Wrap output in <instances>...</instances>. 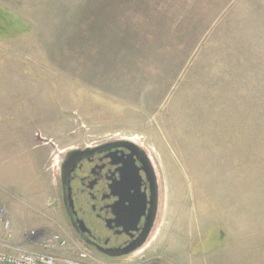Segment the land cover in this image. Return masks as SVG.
<instances>
[{"label":"rangeland","instance_id":"1","mask_svg":"<svg viewBox=\"0 0 264 264\" xmlns=\"http://www.w3.org/2000/svg\"><path fill=\"white\" fill-rule=\"evenodd\" d=\"M111 139L159 177L119 259L59 207L60 154ZM0 204L13 245L56 264H264V0H0Z\"/></svg>","mask_w":264,"mask_h":264},{"label":"flooded vegetation","instance_id":"2","mask_svg":"<svg viewBox=\"0 0 264 264\" xmlns=\"http://www.w3.org/2000/svg\"><path fill=\"white\" fill-rule=\"evenodd\" d=\"M144 149L111 139L60 154V211L74 237L95 256H129L153 231L159 177Z\"/></svg>","mask_w":264,"mask_h":264},{"label":"built area","instance_id":"3","mask_svg":"<svg viewBox=\"0 0 264 264\" xmlns=\"http://www.w3.org/2000/svg\"><path fill=\"white\" fill-rule=\"evenodd\" d=\"M0 223L3 225L4 230L10 237L11 220L9 219L7 210L0 204ZM53 243L58 244L60 247L67 246V241L61 235L53 237ZM86 257L87 254H81ZM58 258L47 252L35 251L25 246H16L15 251L2 252L0 251V264H56ZM71 264H87L84 261L71 262Z\"/></svg>","mask_w":264,"mask_h":264},{"label":"crops","instance_id":"4","mask_svg":"<svg viewBox=\"0 0 264 264\" xmlns=\"http://www.w3.org/2000/svg\"><path fill=\"white\" fill-rule=\"evenodd\" d=\"M11 236L9 237L4 230L3 225L0 223V251L9 252V251H15L16 245H13L14 242H12L10 239L13 237V233L11 232Z\"/></svg>","mask_w":264,"mask_h":264},{"label":"water","instance_id":"5","mask_svg":"<svg viewBox=\"0 0 264 264\" xmlns=\"http://www.w3.org/2000/svg\"><path fill=\"white\" fill-rule=\"evenodd\" d=\"M127 141L137 146V143H135V142H133V141H131V140H127ZM144 150H145V149H144ZM154 220H155V216H154V218H152V220H151L152 223H154ZM146 238H147V237H146Z\"/></svg>","mask_w":264,"mask_h":264}]
</instances>
